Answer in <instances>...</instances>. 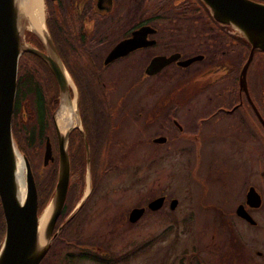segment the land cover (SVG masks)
<instances>
[{
	"label": "flooded vegetation",
	"instance_id": "obj_1",
	"mask_svg": "<svg viewBox=\"0 0 264 264\" xmlns=\"http://www.w3.org/2000/svg\"><path fill=\"white\" fill-rule=\"evenodd\" d=\"M43 4L49 37L72 81V152L78 137L84 148V138L91 180L88 197L101 176L124 167L129 155L137 164L139 154L148 155V166L163 156L179 155L184 176L181 220L185 231L193 234L189 239L194 245L187 249L190 264H205L210 256L213 264H264V52L253 51L242 86L238 75L247 53L244 57L235 51L234 36L224 29L228 39L217 34L220 27L199 17L188 0H43ZM162 8L163 16L157 15ZM196 25L199 32L189 31ZM136 31L134 45L105 61ZM29 42L42 50L35 40ZM155 57L171 59L150 65ZM27 58L35 67L31 73L39 78L35 84L24 76L20 88L49 91L47 106H53L57 87L52 74L41 59ZM14 106L15 92L12 111ZM18 113L20 118L24 114L23 122L35 120L28 93L18 104ZM234 142L238 150L246 143L249 152L256 146L259 162L235 164ZM49 145L52 155L55 135ZM99 156H104L102 164ZM220 164L230 171L227 177L222 178ZM202 165L215 177L209 178ZM240 166L242 173L237 175L238 169L234 177V168ZM76 172L72 159V175ZM174 191L138 200L121 217L130 225L162 209L170 219L180 203ZM157 197L160 205L150 209L148 203ZM132 209H140L134 221L128 219ZM197 226H204V238L202 231L198 236L194 230H199ZM206 253L209 257L200 258Z\"/></svg>",
	"mask_w": 264,
	"mask_h": 264
},
{
	"label": "rangeland",
	"instance_id": "obj_2",
	"mask_svg": "<svg viewBox=\"0 0 264 264\" xmlns=\"http://www.w3.org/2000/svg\"><path fill=\"white\" fill-rule=\"evenodd\" d=\"M42 10L44 13L43 8ZM164 12V8L158 9L157 15L163 16ZM21 22L23 23V21ZM21 22L19 21L20 24H22ZM197 29H199L198 25L189 31L199 32ZM24 38L29 42L36 37L28 30H24ZM234 50L237 51L235 47ZM234 58L238 59V54ZM68 78L72 84L69 74ZM70 98L75 99L74 95L72 97V91ZM57 102L58 100L50 112L52 126L51 113L56 108ZM23 116L24 114L21 115V120H24ZM29 122L31 121L24 122V126L29 128L33 121L31 124ZM242 145L247 147L248 143ZM237 147L238 144L234 142L235 164L248 163L249 161L250 163L259 162L256 146L255 149L251 148L250 152L248 148L243 147L242 150H238ZM34 150V153L38 152V149ZM42 151L41 148L40 163ZM251 152H254V156ZM129 158L130 162L125 160L124 167L101 176L98 186L89 197L91 180L88 175V167L82 172V176L77 172V175L71 174L69 176L68 188L70 189L66 201V204L70 206L69 211L67 210L68 212L60 221L55 222L52 233L56 232L61 222L72 213L73 205L79 204L81 209H78L79 212L70 217L72 218L70 222H68L69 219L56 232L54 239L44 253L45 256L43 255L38 264H64L67 254L72 255L69 257L71 264H190L187 256L190 253L188 254L187 249L194 245L189 239V237L192 238L193 234L185 231V224H182L180 213L183 206L182 188L180 186L184 179L179 164L181 157L175 154L163 156L161 160L156 162L155 166H148V155L139 154V164L135 161L134 155H129ZM169 161L171 164L168 165ZM222 161L224 160L222 159ZM201 167L209 178L215 177L213 170L207 169L203 165ZM220 167L222 168L220 171L222 178L227 177L230 171L222 164ZM241 173L242 166L234 168V177ZM54 182L47 199L41 205L40 211L48 203ZM72 187L74 188L73 197ZM170 188L175 190L174 195H177L180 200L178 206L170 214L171 220L166 218L164 210L160 209L142 216L134 224L125 223L126 220L121 217L123 211L127 213L132 206H136L137 202L147 201L157 196L160 191L166 192ZM209 220L211 224L212 220ZM67 222L68 224H66ZM197 227L199 230L193 229L198 231V236L202 234V238H204V226ZM93 255L95 258L92 257ZM206 255L209 257L207 253L199 254L200 258H204ZM98 259L103 260V262ZM115 259L119 261H114ZM209 259L210 261L205 264H213V258L210 256ZM242 264L247 263L243 262Z\"/></svg>",
	"mask_w": 264,
	"mask_h": 264
},
{
	"label": "water",
	"instance_id": "obj_3",
	"mask_svg": "<svg viewBox=\"0 0 264 264\" xmlns=\"http://www.w3.org/2000/svg\"><path fill=\"white\" fill-rule=\"evenodd\" d=\"M200 1L218 26L226 27L232 35L240 37L248 44L247 56L238 75V83L244 86V72L253 51L264 52V3L255 0ZM19 21H23V23L20 24ZM42 22L43 32L39 34L33 32L26 27L25 18L16 14L13 0H0V209L4 224L0 241V264H37L54 239L56 232L75 214L79 207V204L73 206L72 213L61 222L56 232L52 233L55 220L63 208L69 182L66 142L72 127L64 133H59L54 122V113L59 106L61 96L67 92L63 74L64 72L67 74V71L60 62L49 38L44 23V13ZM24 30H28L38 39L42 50L25 40ZM138 36L139 31H136L133 38L116 45L108 53L105 61L120 55L128 47L134 45ZM22 52L32 53L41 59L52 74L57 87L58 102L51 113L57 150L56 175L52 194L44 206L45 208L50 205V213L42 231L43 241L39 245L36 243V218L41 211L37 212L36 190L32 173L22 154L24 195L20 202L15 197L13 181L12 146L14 140L10 132V118L15 91L17 59ZM170 59L155 57L151 59L150 65L160 66ZM75 113L77 117L76 106ZM83 142L84 168H86L88 167V150L84 138ZM41 159L43 166L52 161L47 137L44 140ZM160 202L161 197H157L148 203V207L156 209ZM170 205H174V201ZM139 213L140 209H132L128 219L134 221Z\"/></svg>",
	"mask_w": 264,
	"mask_h": 264
},
{
	"label": "trees",
	"instance_id": "obj_4",
	"mask_svg": "<svg viewBox=\"0 0 264 264\" xmlns=\"http://www.w3.org/2000/svg\"><path fill=\"white\" fill-rule=\"evenodd\" d=\"M190 5L195 9V11H197V13L199 14V17L204 18V20L205 18L212 19L208 11L206 10L205 6L201 3L200 0H188V6ZM194 9H191L192 12L194 11ZM191 15H196V13L191 14ZM44 23H45V19H44ZM219 27H220V30H219V33L217 34H219L221 37L222 36L225 37L226 35V39H228L227 37L228 33L224 32V30L228 31L227 28L222 27V26H219ZM32 39L35 40L37 44H39L36 38H32ZM234 44H235L234 47L236 48L237 52L240 53L241 55L243 54V56L245 57L248 51V48H249L248 44L243 39H241L240 37H236V36H234ZM27 56L29 58H33L35 60L37 59L38 61H40L37 56L29 52H22L18 57L17 68H16V80L17 81L15 82V87H16L15 106H14V110L11 113L10 130H11L12 138L17 145V148L26 157L27 162L29 163V167L31 169V173H32V177H33V181L35 185V190H36L37 212H39L42 203L44 202V200L47 199L51 191L53 182L55 181V175H56L57 158H56L55 146L53 147V154H52L53 159L51 162H49L46 166H43L41 165L40 160H39L40 159L39 154L41 152V148H42L45 136H48L49 141L54 143L53 126L50 120L49 112H50V109L52 110L55 107V104L53 106L51 105L50 107L47 106V100L45 98V94L46 92H49V91H44L41 88L40 89L39 88L30 89V90H26L23 87L20 88L19 83L21 82V80L25 82V80H23L24 76H26L27 79H31V83H35V84H37V81H38L37 79L39 78V76H37L36 74L31 73V71L34 70L35 67L32 65L31 61H28ZM39 66L41 67L40 64ZM43 67H44V71L47 73V69L45 68V66ZM51 92H53L55 95V91H51ZM27 93L29 94V96L33 98V110L35 112V115H34L35 120L33 121V123L32 121L29 122V124L32 123L31 125H29L30 126L29 128L24 126V122L21 120L19 113H18V104L21 102L22 99H24V96ZM34 149H38L37 150L38 152L34 153L35 151ZM67 155H68V161H69V174L70 175L72 174V159H73V167L75 168V170L78 171L79 175L82 176V172H84V154H83V149L81 146V138L78 137L77 142L75 143L74 150L72 152V130L69 133L68 140H67ZM99 157H100V164H102L103 163L102 158L104 156H99ZM69 189L70 188H67V192L65 196L66 199L64 200L63 208L61 212L59 213L56 221L57 220L60 221L61 218L69 211L68 209L70 206L66 204ZM71 220L72 218H70L68 222H70ZM68 222L66 224H68ZM3 231H4V224H3V218H2V213L0 209V240L3 235ZM95 255H93L92 257L95 258ZM70 256L72 257L71 254L70 255L67 254L65 256L64 264H71V259L69 258ZM100 261L103 262V260H100ZM114 261H119V260L115 259Z\"/></svg>",
	"mask_w": 264,
	"mask_h": 264
},
{
	"label": "bare ground",
	"instance_id": "obj_5",
	"mask_svg": "<svg viewBox=\"0 0 264 264\" xmlns=\"http://www.w3.org/2000/svg\"><path fill=\"white\" fill-rule=\"evenodd\" d=\"M16 14L23 16L26 20V27L39 34L43 32V4L41 0H13ZM22 23V22H21ZM21 29V28H20ZM67 92L60 99L59 106L54 113V122L59 133H64L73 125V99L70 98L69 88L73 86L64 72ZM21 152L16 144L12 146V167L15 197L20 202L24 195V169L22 165ZM23 155V154H22ZM50 213V205H47L36 218V243L43 241L42 231L47 217Z\"/></svg>",
	"mask_w": 264,
	"mask_h": 264
}]
</instances>
